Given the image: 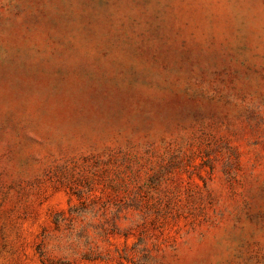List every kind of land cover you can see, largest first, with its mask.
Wrapping results in <instances>:
<instances>
[{
    "label": "rangeland",
    "instance_id": "374dc122",
    "mask_svg": "<svg viewBox=\"0 0 264 264\" xmlns=\"http://www.w3.org/2000/svg\"><path fill=\"white\" fill-rule=\"evenodd\" d=\"M0 264H264V0H0Z\"/></svg>",
    "mask_w": 264,
    "mask_h": 264
}]
</instances>
